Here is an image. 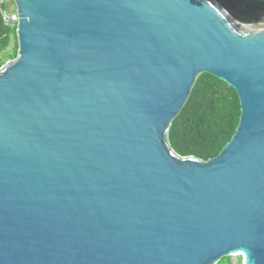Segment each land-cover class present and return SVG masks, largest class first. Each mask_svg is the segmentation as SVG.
Masks as SVG:
<instances>
[{"label": "water", "instance_id": "1", "mask_svg": "<svg viewBox=\"0 0 264 264\" xmlns=\"http://www.w3.org/2000/svg\"><path fill=\"white\" fill-rule=\"evenodd\" d=\"M0 264H264V25L216 0H13ZM207 72L240 123L208 161L172 122Z\"/></svg>", "mask_w": 264, "mask_h": 264}, {"label": "trees", "instance_id": "2", "mask_svg": "<svg viewBox=\"0 0 264 264\" xmlns=\"http://www.w3.org/2000/svg\"><path fill=\"white\" fill-rule=\"evenodd\" d=\"M234 10L242 13L239 22L254 24L256 15L264 13V0H230ZM0 0V68L5 59L18 56L17 28L4 26ZM241 117V105L234 87L217 76L204 72L196 79L191 96L179 116L172 122L169 141L181 156L203 161L217 157L231 141ZM219 264H233L225 257ZM241 264V260L239 262Z\"/></svg>", "mask_w": 264, "mask_h": 264}, {"label": "rangeland", "instance_id": "3", "mask_svg": "<svg viewBox=\"0 0 264 264\" xmlns=\"http://www.w3.org/2000/svg\"><path fill=\"white\" fill-rule=\"evenodd\" d=\"M216 2L223 7V9L232 17L234 18L237 22H239L236 17H242V13L238 10H234L231 5H230V0H216ZM256 18L259 20L258 23L264 25V13L259 12L256 15ZM257 23V22H256ZM11 61L10 58L5 59L4 63L2 66H4L7 62ZM1 66V67H2ZM241 260V264H243V258L242 257H233L232 262L233 264H239ZM221 262V261H220Z\"/></svg>", "mask_w": 264, "mask_h": 264}, {"label": "built area", "instance_id": "4", "mask_svg": "<svg viewBox=\"0 0 264 264\" xmlns=\"http://www.w3.org/2000/svg\"><path fill=\"white\" fill-rule=\"evenodd\" d=\"M4 10L2 12V18L4 26L10 29H15L19 24V15L16 10L13 0H2Z\"/></svg>", "mask_w": 264, "mask_h": 264}, {"label": "bare ground", "instance_id": "5", "mask_svg": "<svg viewBox=\"0 0 264 264\" xmlns=\"http://www.w3.org/2000/svg\"><path fill=\"white\" fill-rule=\"evenodd\" d=\"M232 18V17H231ZM234 19V18H233ZM235 20V19H234ZM236 21V20H235ZM237 22V21H236Z\"/></svg>", "mask_w": 264, "mask_h": 264}]
</instances>
